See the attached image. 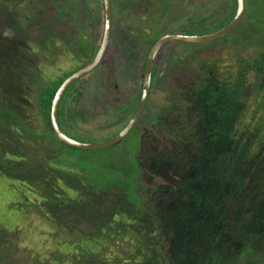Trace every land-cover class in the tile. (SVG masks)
<instances>
[{
  "label": "trees",
  "instance_id": "trees-1",
  "mask_svg": "<svg viewBox=\"0 0 264 264\" xmlns=\"http://www.w3.org/2000/svg\"><path fill=\"white\" fill-rule=\"evenodd\" d=\"M41 17L45 27L53 30V18ZM56 39V35L41 37L38 45L44 47ZM0 40L8 41L1 34ZM2 44L5 49L6 42ZM4 49L0 47V176L9 182L38 178V183L45 176L43 180L51 179L57 188L45 186L53 201L61 203L65 199L70 204L72 199L77 200L75 213L83 206L99 204L96 180L92 184L84 180L96 177L94 171L105 166L101 161L119 155L118 150L77 161L73 151L80 150L60 141L50 121L54 94L74 70L59 76L54 89L48 93L44 90L31 104L35 84L23 78L24 68L18 67L16 59L6 61L9 54ZM256 55L251 59L240 57L232 67L205 54L196 66H189L181 78L174 79L168 86L169 106L153 121L154 130L140 135L135 157L121 158L122 163L113 164L122 180L110 177L101 185L105 189L125 183L131 195L139 197V205L133 201L129 209L127 204L121 207H126L121 209L123 219L117 217L119 210L106 224L93 219V232L80 233L71 254L75 252L74 256L80 258L95 253L105 264H231L240 256L254 254L264 239V50ZM250 73L254 75L252 81ZM152 74L155 77L157 72ZM7 100L26 108L37 105L40 111L35 116L45 120L65 156L70 155L68 149L72 151L74 161L49 158L34 169L33 178L15 176L12 170L22 162L14 160L18 158L16 153L39 148L34 142L40 140L42 132L28 112L32 122L17 126L15 110ZM27 159L24 167H32ZM129 163L135 172L125 170L124 165ZM140 209L152 221L150 232L137 222ZM45 214L53 215L51 208ZM130 235L137 240L122 251L123 257L103 256V248L115 249L116 239H131Z\"/></svg>",
  "mask_w": 264,
  "mask_h": 264
},
{
  "label": "rangeland",
  "instance_id": "rangeland-1",
  "mask_svg": "<svg viewBox=\"0 0 264 264\" xmlns=\"http://www.w3.org/2000/svg\"><path fill=\"white\" fill-rule=\"evenodd\" d=\"M110 1L113 16L110 47L100 66L80 83V93L73 96L70 88L59 107L58 121L62 130L67 136L81 143L108 140L127 124L139 102L149 46L161 31H172L176 24L173 12L165 19V24L160 20L164 18L163 13H170L168 8L172 5L171 0H158L157 3L152 1L150 4L143 0ZM144 3L152 9L149 12V21H143L139 15L145 10ZM202 4V17L211 18L217 8V15L220 17L213 23L205 21L199 32L202 35L215 32L228 23L234 17L237 5L234 1L231 14L228 15L224 0H203ZM103 13L102 0H0V34L8 40H0V47L4 49L2 42H6L4 50L9 54L6 61L9 58L16 59L18 67L24 68L23 78L35 84L31 92V104L34 103L33 99H39L44 90L46 93L53 90L59 76L64 77L68 72L89 62L103 35ZM41 16L53 18V30L45 27ZM179 24L188 23L181 21ZM49 35H56V41L48 42L44 47L38 45L41 37ZM13 40L15 41L12 42ZM260 50H264V0H246V10L238 26L216 41L199 46L171 43L163 47L156 62L157 75L151 95L140 119L129 134L116 146L104 150L73 151L77 161L91 160L98 157L100 152H113V149H117L119 153L114 154L119 159L105 157L108 160L104 159L100 163L105 166L101 165L93 173L96 177L90 181L84 180L87 184L96 180L94 188L100 190V203L83 206L79 213L73 211L77 202L75 199L70 204L65 199L61 203L59 200H52L53 197L45 189L47 186L50 190H57L51 179L43 180L46 177L42 176L38 183L39 179L33 178L34 169L49 158L59 161L68 159L73 162L74 157L70 153L72 151H66L69 156L62 153L60 144L48 130L45 120L35 116L40 111L37 105L26 108L21 104L14 106L7 100L15 110L13 117L17 126L21 128L20 122H32V117L29 118L28 115L32 113L34 122L40 126L42 133L39 132L40 140L34 142L39 148L32 151L29 148L23 149L19 154L16 153L18 158H14L15 161L22 160L12 170L15 176L31 175L33 179L9 182L6 177L0 176V264H105L101 255L95 253L75 257L78 254H71L76 246L73 241L81 237L80 233L93 232V219L100 224L102 221L106 224L118 210L120 212L117 217L123 219L121 209L125 210L126 207H121L127 204L129 209L133 201L139 205V197L131 195V190L128 186L125 187V183L116 188L105 189L101 185H105L104 180L110 177L114 181L122 180V174L118 173L113 164L121 162V158L135 157L140 135L147 134L149 129L154 130L153 121L163 115L169 106L168 86L172 85L174 79L181 78L189 66H196L205 54L217 57L233 67L237 65L240 57L251 59ZM38 64L41 65L39 69L42 75L38 71ZM253 78L254 75L250 73L249 79L252 81ZM70 102L72 103L69 105ZM2 116L6 117V114ZM26 159L30 160L32 167H24L23 161ZM124 166L125 170L135 172V167L131 168L130 163ZM48 208H51L53 215L45 214ZM142 210H138L141 218L137 222L144 226L146 232H150L152 221L149 217H144ZM130 237L131 239L126 240L122 237L116 239L114 243L118 244L117 249L103 248V256L123 257L122 251L137 240L133 235ZM258 244L253 255L240 256L231 264H254L253 261L264 264V239ZM251 260L253 261L250 262ZM110 264L116 262L110 261Z\"/></svg>",
  "mask_w": 264,
  "mask_h": 264
},
{
  "label": "water",
  "instance_id": "water-1",
  "mask_svg": "<svg viewBox=\"0 0 264 264\" xmlns=\"http://www.w3.org/2000/svg\"><path fill=\"white\" fill-rule=\"evenodd\" d=\"M103 5H104V12H105L104 30H103L101 44L99 46L96 56L91 61V63L77 70L76 72L71 74L67 79L64 80V82L57 89L53 97V100L51 103V110H50V121H51V125H52L53 131L56 137L63 143L73 148H76L79 150H85V151L104 150V149L115 146L127 136L130 130L137 123L140 116L142 115V112L145 108V105L149 97L153 63H154L156 54L162 45L168 42H173V41H183L187 43H208V42L217 40L219 38H222L225 35L229 34L232 30H234L238 26V24L240 23L243 17L244 7H245L244 0H237V7L233 15L234 17L228 23H225V25L222 28H220L219 30L215 32L202 35V36L174 34V35H166L162 37L161 39H159L152 46V48L150 49L148 53L145 67H144V72H143V83H142V90H141L139 104L137 106L136 111L134 112V115L128 122V124L122 130H120L116 135H114L112 138L108 140H105L103 142H96V143H81L67 136L63 132L61 126L59 125V121H58V111H59V107L61 104L62 96L64 95L68 87L73 82H75L77 79L81 78L85 74L92 71L98 65V63L100 62L102 56L104 55L107 49L109 38L111 35V28H112V9H111L110 0H103Z\"/></svg>",
  "mask_w": 264,
  "mask_h": 264
},
{
  "label": "flooded vegetation",
  "instance_id": "flooded-vegetation-1",
  "mask_svg": "<svg viewBox=\"0 0 264 264\" xmlns=\"http://www.w3.org/2000/svg\"><path fill=\"white\" fill-rule=\"evenodd\" d=\"M147 2V4H150L152 3V1H156V3L158 2V0H143V2ZM225 1V4H224V8H227L228 7V12L227 14H231V10H232V4L233 2L235 1V4L237 3V0H224ZM202 2L203 0H171V3L172 5H170V7L168 8V10H171L170 13H163L162 16H164V18H160V20L162 19L164 23L165 22V19L168 18V16H170V14L173 12L174 13V20H176V24H174V28L172 29V31H161V33L159 34L158 38L152 43L150 44L149 46V50L147 52V56H148V53L150 51V49L152 48V46L159 40L161 39L162 37L166 36V35H174V34H181V35H197V36H202V34H199V32L201 31V27L203 26L204 22L205 21H209V23H213V22H216L218 19H220V17L217 15V13H219V8H217L218 10H215V12H213L211 18H209L210 16H208V18H205L204 16L202 17ZM210 2V1H209ZM102 3H103V0H102ZM111 3V1H110ZM145 4V3H144ZM146 6V4H145ZM244 13H245V10H246V0H244ZM237 7V5H236ZM152 9L148 7V5L145 7V10L141 11L139 13L140 17H142L143 21H149V17H150V14L149 12L151 11ZM103 12H104V5H103ZM104 14V20H105V12L103 13ZM244 15V14H243ZM134 17V16H133ZM136 17V15H135ZM113 18V16H112ZM182 22H187L188 24L186 25H181L179 24V22L181 23ZM114 22V21H113ZM193 24H192V23ZM209 23H206V24H209ZM165 24V23H164ZM178 24L180 25L178 27ZM176 26V27H175ZM178 27V28H177ZM103 30H104V23H103ZM111 31H112V28H111ZM147 32H149V30H147ZM145 31V34L147 33ZM206 35V34H205ZM103 36V35H102ZM148 36V35H147ZM152 39V38H150ZM220 39V38H219ZM102 40V38H101ZM144 40H147V39H144ZM218 40V39H217ZM112 41V37L110 35V38H109V43H108V46H107V49L104 53V55L102 56L100 62L98 63V65L95 67L97 68L98 66H100V63L102 62L106 52L108 51L109 47H110V42ZM215 41V40H214ZM212 42V41H211ZM171 43H179V44H192V45H199V44H206V43H187V42H183V41H173V42H168V43H165L164 45H162L160 47V49L158 50L157 54H156V57L154 59V63H153V69H152V73L153 71H156V62L158 60V55L159 53L161 52V50L163 49V47H165L166 45H170ZM210 43V42H209ZM101 44V41L99 43V46ZM99 46L96 48L95 50V53L93 54L92 58L89 60V62L85 65H81L80 67H78L76 70H74V72H76L77 70L83 68L84 66L88 65L89 63H91V61L94 59V57L96 56L97 54V51L99 49ZM146 56V57H147ZM147 59V58H146ZM146 63V62H145ZM144 63V65H145ZM145 67V66H144ZM95 68L93 70H95ZM92 70V71H93ZM90 71L89 73L85 74L84 76H82L81 78L77 79L75 82H73L69 87L68 89L65 91L64 95L62 96V99L65 97L66 95V92L71 88V92L73 94V96L75 94H77V92H79V88L81 87L80 86V83L83 82L85 79H87V77L92 74L93 72ZM74 72H72L71 74H73ZM144 72V71H143ZM157 72V71H156ZM71 74H69L65 79H67ZM157 75V74H156ZM156 77V76H155ZM154 75L152 74L151 76V83H150V90H149V97L151 95V91H152V87H153V84H154V79H155ZM64 79V80H65ZM64 82V81H63ZM62 82V83H63ZM142 83H143V74H142ZM141 83V84H142ZM114 85V88H117V85L116 84H113ZM141 90H142V87H141ZM56 93V92H55ZM80 93V92H79ZM78 93V94H79ZM55 95V94H54ZM141 96V94H140ZM148 97V99H149ZM61 99V101H62ZM75 99V98H74ZM139 100H140V97H139ZM148 101V100H147ZM78 102V100H77ZM72 102L69 103V105L71 104ZM139 104V102H138ZM147 104V103H146ZM138 106V105H137ZM146 107V105H145ZM137 109V107H136ZM135 109V111H136ZM134 111V112H135ZM134 112L133 114H131L129 116L128 119H131L132 116L134 115ZM58 116H59V111H58ZM141 117V116H140ZM140 119V118H139ZM130 121V120H129ZM128 121V122H129ZM127 122V124H128ZM66 124H68L66 122ZM126 124V125H127ZM60 125V124H59ZM125 125V126H126ZM123 126V128L125 127ZM135 126V125H134ZM122 128V129H123ZM121 129V130H122ZM64 132V131H63ZM129 134V133H128ZM127 134V135H128ZM120 143V142H119ZM118 143V144H119ZM117 145V144H116ZM115 145V146H116Z\"/></svg>",
  "mask_w": 264,
  "mask_h": 264
}]
</instances>
